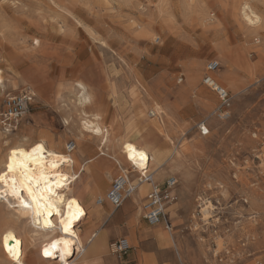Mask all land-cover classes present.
I'll return each mask as SVG.
<instances>
[{
  "label": "rangeland",
  "instance_id": "1",
  "mask_svg": "<svg viewBox=\"0 0 264 264\" xmlns=\"http://www.w3.org/2000/svg\"><path fill=\"white\" fill-rule=\"evenodd\" d=\"M156 1L110 0L106 4L103 0H0V166L8 146L23 137L29 144L44 141L62 153H67L69 142H78L73 125L78 127L85 115L78 109L73 88L77 82L99 92L98 103L86 113L103 116V125L114 135L111 149L118 154V142L133 140L132 134L127 136V123H135L134 131L145 130V123H140L137 116L142 109L139 104H146L148 116L153 99L174 121L164 118L163 123L172 133L171 140L156 134L148 142L166 159L178 147L177 156L184 164L169 170L161 183L156 182L164 187L168 178L177 180L173 189L176 200L169 207L178 204L174 218L179 224L177 227L170 221V226L176 238L187 241L188 260L184 264H264V28L248 37L235 19L213 5L214 0H205L221 23L223 36L206 33L195 20L186 21L176 7L178 23L171 29L155 16ZM256 9L264 17V3ZM144 27L152 33L150 39L137 38V29ZM222 43L235 55L246 46L257 45L263 47V55L250 53V73L230 70L219 61ZM211 61L221 65L214 79L224 81L226 77L237 88L219 84L230 94L227 108L204 84L206 66ZM36 69L50 84L46 89L49 93L42 99L38 94L42 82L36 79ZM138 82L150 93L148 99L137 90ZM184 88L186 93L178 94ZM25 89L32 90L35 97L17 129L8 133L2 124L5 102ZM65 111L72 114L74 122L68 128ZM203 124L210 134L203 135ZM99 145L97 138L88 134L85 156L98 152ZM107 148L100 150L107 153ZM99 198L87 203L90 217L81 227L83 232L90 231L86 230L92 226L91 212L98 207L95 201ZM205 201L211 212L208 217L200 208ZM143 215L144 210L140 219L143 227L150 228ZM115 220L116 216L112 222ZM170 226L160 225L159 229L168 235ZM156 237H150L151 241L167 249L162 237ZM118 239L110 240V246ZM31 252L26 249V264L33 263Z\"/></svg>",
  "mask_w": 264,
  "mask_h": 264
},
{
  "label": "bare ground",
  "instance_id": "2",
  "mask_svg": "<svg viewBox=\"0 0 264 264\" xmlns=\"http://www.w3.org/2000/svg\"><path fill=\"white\" fill-rule=\"evenodd\" d=\"M103 1L106 4L110 3V0ZM260 3H264V0H214L213 5L220 11L230 15L231 20L235 19L239 23L238 25H240L241 30H243L246 36L249 37L259 34L260 27L264 28V17L256 9V5L258 6ZM210 6L211 4H207L205 0H176V2L174 0H157L155 16L162 18L171 29H175L178 23L174 12V7H176L180 11L182 18L186 21L195 20L206 33H211L213 36L219 38L223 36L225 32L223 33L221 23L216 18V14L210 10ZM144 12H146V10ZM148 13L150 12L148 11ZM148 13L146 12V14ZM137 30L138 33L136 36L141 40L142 38L144 40L152 37V33L147 27L141 28V31H139V29ZM157 40L159 39L157 38ZM35 42L36 45H39L40 43L37 39ZM219 48V61L227 65L230 70L232 68V70L236 69L247 73H250L253 70L252 63L249 59L250 53L253 51L252 53L257 54L258 56L263 55V47L260 48V46L257 45L246 46L243 51L240 50L238 55L233 54L226 44H220ZM36 79L42 82L41 91L38 93L39 97L42 99L49 93L46 89L47 87H50V84H48L49 82H45L46 80L43 78L41 71L38 69H36ZM216 82L223 85H226L227 83V86L233 88L234 90L237 89L235 84L229 82L226 77H224V81L218 80ZM138 83L139 86L137 87V90L139 93H143L145 98L148 99V97H150V93L148 94V91L144 86H142V83ZM73 88H75L74 92H76L78 96V109L82 112L81 115H85L83 120L80 117L81 123L78 122V127H74L72 114L66 111V113L64 112V123L66 124V127H69L72 124L73 131L77 132L75 136L77 137L78 142H74L76 153L59 152L50 148L44 141H36V143L29 144V140L23 137L13 141L2 156L0 176H4V179L0 180V201H3L0 203V264H26L24 261L26 249L32 251V264H71L72 261V264H74L76 260L82 258L87 252L90 253L94 246L97 245L98 241L105 239V235L107 234L106 231H102L101 228L97 231L93 230L99 224H103V219L98 220L96 226L89 232H83L81 230L84 222L90 217V212L88 205L86 204L87 201L85 200V198H88V193L86 191L87 186L84 185L80 190L77 187L84 181L85 173L89 172V169L86 166V160L83 161L81 158L84 154H86V136L91 134V136L93 135L96 137L100 141L99 148L103 150L104 147H109L110 145L115 144L114 135L112 131L103 125V123H105L103 116L97 114L94 115L93 113L94 116L89 114V116H93L92 118H89L86 113L88 109H91L96 103H98L97 94H99V92L97 91L98 93L96 94L95 90L88 87L83 82L75 83ZM133 89L135 90V88ZM186 91V88L182 90L180 89L178 94L184 95ZM24 92H29L33 95V97H35L34 92L30 89H25L23 93ZM60 93L58 95L59 97ZM145 98L143 97V99ZM150 103L153 110L148 112V116H146V104L143 102L139 104V107L142 109L137 113V116L141 118L140 123H147L148 128L145 130L139 129L138 131H134L136 128L135 123H127L125 127L127 136L132 134L131 137L133 140L130 141L124 138L122 141L117 143V146L120 149V156H122V158L120 159L115 157L116 165L121 173L120 176H125L130 181L132 177L136 178L138 173L147 169L148 171H153V182L156 183L162 177L164 178L169 170L184 166L179 156H177L179 153L177 150L178 147L175 146L172 157L166 159L165 155L161 153L159 149L156 150L157 148L148 142V138L156 134H158L159 137L162 136L168 140H171L172 137L170 136L172 133L169 134V131L163 125V123H165L164 118L168 120L171 116L165 112L158 102H155L152 99ZM67 104L73 107L70 103ZM147 107L149 108V105ZM53 108L55 109V107ZM166 108H168V106ZM60 111L61 110H59V112ZM226 117L227 114L222 116V118ZM204 125L205 124L201 125V129L204 128L207 130ZM156 130L158 132L154 133ZM67 132L69 131H66V133ZM208 134H210V131ZM14 151L16 152L15 157L12 156ZM10 163L13 165L12 171H9L8 168ZM53 165H55V167H53ZM41 176H43L44 179H39ZM26 177H32V180L28 181V183L36 196H44V199H39L38 203H32V197L28 195L24 186ZM13 180L16 182L15 187L19 196L25 198L31 205L30 207L25 208L21 204L17 195L13 194ZM37 180H39L38 183L36 182ZM57 183L61 184L62 187H57ZM144 186L150 187L151 184L140 185L137 188V191L139 188L141 190ZM45 187L50 188V191L44 192L43 190ZM76 189L82 192L84 197L83 195H79ZM137 191L131 195L132 198L135 197ZM172 196L174 197V200L168 205L165 213L169 226L170 221H172L174 216L171 213V207H169L174 204L176 200V194L174 191L172 192ZM99 199L101 200V198ZM104 199H106V197L102 200ZM98 200L95 202L100 205ZM71 201H75V203H73L71 208H69V202ZM49 204L52 205L51 208H48ZM200 208L204 217H208L211 213L206 201L202 203ZM49 212L51 214H49ZM57 212L62 213V215H57ZM95 212L96 211L93 210L91 213L94 214ZM98 212H100V210ZM61 220H71V228L68 232L64 231V225L60 223ZM159 227L160 224L152 229L150 237L160 235L162 237V241L165 243L164 245L167 248L174 249L179 257V260L184 262L186 258L184 257V243L186 240L183 242L182 238H176L171 226L169 227L170 231L168 235L163 234ZM65 240L68 241L67 245L64 244ZM128 242L130 244L131 240L128 239ZM158 242H160V240ZM53 245H55V247H53ZM161 248L164 247L161 246ZM46 249L49 252V255L47 256L44 254ZM188 250L190 249H187V251ZM150 262L152 261H149V263Z\"/></svg>",
  "mask_w": 264,
  "mask_h": 264
},
{
  "label": "crops",
  "instance_id": "3",
  "mask_svg": "<svg viewBox=\"0 0 264 264\" xmlns=\"http://www.w3.org/2000/svg\"><path fill=\"white\" fill-rule=\"evenodd\" d=\"M242 36L243 34L240 36V38H242ZM220 70L221 68L216 73H218ZM144 128H148L147 123H145ZM157 132V130L154 131V133ZM151 137L152 136H150L149 138ZM117 152V150L115 151V149H111V146H109V148H107V153H102V151L98 149V152L93 155L85 156L87 154L86 153L81 157L83 161L86 160V166L89 169V172L85 173L84 182V185L87 186L86 191L88 193V204L89 200H91V197L93 199H96L99 198L101 195H107L111 189L110 185L112 186L113 181L119 177L120 172L118 166L116 165L115 157L121 159L122 156H120V154H118ZM149 172L153 173V171ZM136 178H134L135 182ZM162 179L163 177L159 180L160 183L162 182ZM150 190L151 186H144L141 190L139 188L135 197H130L127 200L128 202L126 201L127 203L125 202L126 204L124 203L123 206L119 209L114 208L106 200L101 205H98L96 203L98 207L93 209L96 212L92 215L94 221L91 224L92 226L86 231L91 230L97 220L103 219V224H99L93 230L97 231L101 228L102 231H106L107 234L105 235V239L98 241L97 245L94 246L90 253L87 252L84 255L86 256L85 258H83V256V259H81V261L76 260L74 264H179L180 262L181 264L185 263L186 260L184 262L179 260V257L174 249L160 248L158 247L155 241H151L148 231L152 230L156 226L146 228L143 227V223H141L140 221L146 197ZM174 193L176 194L175 191ZM177 208L178 204L170 208L171 213L173 215H175ZM99 210L100 212H98ZM115 216L116 220L112 222ZM172 222H174L178 227L179 222L175 220L174 216L172 218ZM160 225L165 226V224L163 223ZM117 238H126L127 240H131V251L134 250L131 257L130 253L121 258H118L116 255L112 254L109 241ZM163 255L165 258L163 257ZM184 257H186L185 259H187L186 252L184 253ZM149 261L152 262L149 263ZM72 263L73 261L71 262V264Z\"/></svg>",
  "mask_w": 264,
  "mask_h": 264
},
{
  "label": "built area",
  "instance_id": "4",
  "mask_svg": "<svg viewBox=\"0 0 264 264\" xmlns=\"http://www.w3.org/2000/svg\"><path fill=\"white\" fill-rule=\"evenodd\" d=\"M221 68L218 61H211L206 66V74L204 77V84L214 91L222 102V106L227 108L230 106V94L229 92L219 85L214 79L213 75ZM33 101V95L29 92H24L18 96L10 97L5 102V111L3 126L5 130L10 133L17 129L19 121L29 112V108ZM203 135L208 134V129H201ZM74 142H69L66 145L67 153L75 151ZM153 173L145 169L143 172L138 173L136 182L131 181L125 176H119L116 178L111 186L110 191L106 195V199L98 200L101 205L108 201L114 208L119 209L123 204L131 197V195L137 191V188L143 184H151V190L149 191L146 202L144 204L143 218L150 226H157L159 224H165L168 226L165 213L168 205L174 200L172 191L177 185V180L174 177L167 179L164 187H161L157 183L153 182ZM112 254L121 258L130 253L132 247L126 238H120L115 241L111 246Z\"/></svg>",
  "mask_w": 264,
  "mask_h": 264
},
{
  "label": "snow or ice",
  "instance_id": "5",
  "mask_svg": "<svg viewBox=\"0 0 264 264\" xmlns=\"http://www.w3.org/2000/svg\"><path fill=\"white\" fill-rule=\"evenodd\" d=\"M15 155H16V152L14 151V152L12 153V156L15 157ZM53 167H55V165H53ZM8 168H9V171H12V169H13V165L10 163L9 166H8ZM3 179H4V176H0V180H3ZM39 179L42 180V179H44V177L41 176ZM31 180H32V177H26V181H25L24 186H25V188H26V190H27V192H28V195L32 197V203H38V200H39V199H44V196H43V195H41V196H39V197L36 196V194L34 193L33 189L31 188V186H30L29 183H28V181H31ZM36 182L38 183L39 180H37ZM15 184H16V182H15V180H13V189H12L13 194H14V195H17V197L20 199L21 204H22L25 208L30 207L31 205L27 202V200H26L25 198L19 196V193L17 192L16 187H15ZM57 187H62V185L59 184V183H57ZM43 191H44V192H48V191H50V188L45 187V189H44ZM73 203H75V201H71V202H69V208H71V205H72ZM38 206H39V205H38ZM51 207H52V205L49 204V205H48V208H51ZM37 214H39V213H37ZM49 214H51V213L49 212ZM57 215H62V213L57 212ZM60 223L64 225V231H65V232H68L69 229L71 228V220H68V221L61 220ZM46 224H47V222H46ZM64 244L67 245V244H68V241L65 240V241H64ZM53 247H55V245H53ZM66 250H67V249H66ZM44 254H45L46 256L49 255V252H48L47 249L45 250V253H44Z\"/></svg>",
  "mask_w": 264,
  "mask_h": 264
}]
</instances>
